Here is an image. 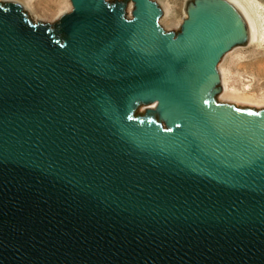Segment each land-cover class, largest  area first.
<instances>
[{"label":"water","instance_id":"95a60500","mask_svg":"<svg viewBox=\"0 0 264 264\" xmlns=\"http://www.w3.org/2000/svg\"><path fill=\"white\" fill-rule=\"evenodd\" d=\"M134 1L0 0V264H264V108L209 94L248 24Z\"/></svg>","mask_w":264,"mask_h":264},{"label":"rangeland","instance_id":"374dc122","mask_svg":"<svg viewBox=\"0 0 264 264\" xmlns=\"http://www.w3.org/2000/svg\"><path fill=\"white\" fill-rule=\"evenodd\" d=\"M157 1L163 9V15L160 17L161 25L167 30L177 31L187 15L185 7L188 0ZM240 1L246 7V11L242 14L248 24L250 40L247 45H238L231 49L220 61L219 69L223 91L219 93L218 99L224 103L264 108V0ZM26 2L40 13H52L53 17L57 15L56 19L36 21L37 24H54L60 21L63 14L73 8L72 0H26ZM128 15H132L131 3L128 5ZM253 22L256 28L252 35L250 27H252ZM227 93L235 96L251 97L243 102L237 99L225 98L224 94ZM157 105L158 102L145 105L141 107V110Z\"/></svg>","mask_w":264,"mask_h":264},{"label":"flooded vegetation","instance_id":"af4514ba","mask_svg":"<svg viewBox=\"0 0 264 264\" xmlns=\"http://www.w3.org/2000/svg\"><path fill=\"white\" fill-rule=\"evenodd\" d=\"M154 1L157 2L158 5L160 6V14L158 17L160 27L166 32L173 33L174 37H178L181 33H183L185 21L188 20L190 18V16H192V15L207 16L209 14H215V15H218L220 17L226 18L228 20V22H232V15L230 14L229 10L223 4L218 2L217 0H193L189 4H186L187 15L184 18V20L182 21V23L180 24L179 29L177 31L167 30L160 23V16L162 15L163 9L157 0H154ZM106 2L108 3V5L112 9H114V8L120 9L122 14L126 18H128V19L134 18V12L136 10V4H135L134 0H106ZM130 3H131V7H132V15L128 16L127 15V8H128V5ZM233 25L235 26V24H233ZM243 42H244V34L242 32V29H240V28L236 29L234 31V33L228 38L227 50L222 53V55L220 56V58L218 60V69H219L220 61L222 60L224 55L227 52H229L231 49H233L234 47L241 45ZM219 72H220V69H219ZM220 88H221V79L214 83L212 91L209 93L210 96L215 99V96L219 92ZM146 113L149 114V116H148L149 118H153L155 116V113H152V115H151V112H146Z\"/></svg>","mask_w":264,"mask_h":264},{"label":"bare ground","instance_id":"6f19581e","mask_svg":"<svg viewBox=\"0 0 264 264\" xmlns=\"http://www.w3.org/2000/svg\"><path fill=\"white\" fill-rule=\"evenodd\" d=\"M10 1H17L19 3H21L30 13L31 15L33 16L34 20L39 22V21H47V20H51L52 19H56V16L53 17L52 13H40L39 11H37V9H35L34 7H32L31 5H29L26 0H10ZM230 2H232L239 10L241 13H244V11H246V7L244 5V3L240 0H229ZM167 20V19H166ZM253 21V19H252ZM168 22V21H166ZM254 26V27H253ZM251 29V34L253 35L254 34V30H255V24L253 22V25L252 27H250ZM253 28V29H252ZM224 97L225 98H231V99H237V100H241V101H246V100H249V97L251 96H235V95H231V94H224Z\"/></svg>","mask_w":264,"mask_h":264},{"label":"trees","instance_id":"16d2710c","mask_svg":"<svg viewBox=\"0 0 264 264\" xmlns=\"http://www.w3.org/2000/svg\"><path fill=\"white\" fill-rule=\"evenodd\" d=\"M151 115H152V113H151ZM148 116H149V114L146 113L145 115H137L136 118L137 119H150Z\"/></svg>","mask_w":264,"mask_h":264}]
</instances>
